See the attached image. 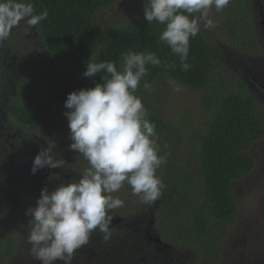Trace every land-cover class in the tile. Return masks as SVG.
Instances as JSON below:
<instances>
[{
	"label": "trees",
	"instance_id": "obj_1",
	"mask_svg": "<svg viewBox=\"0 0 264 264\" xmlns=\"http://www.w3.org/2000/svg\"><path fill=\"white\" fill-rule=\"evenodd\" d=\"M30 2L36 14L45 9L48 11L47 19L34 28L42 55L29 60L17 54V27L0 43V110L4 115L3 122L21 134L23 141L30 145H39L43 139L42 143L45 141L47 148L54 152V158L65 161L62 168L50 169L52 174L63 171L62 179L65 181L78 180L83 169L88 167L87 161L70 150V139L54 141V138L64 120L63 113L67 111L64 108L67 95L93 88L96 83H102L101 77L107 76L105 72L92 78L83 76L90 57L96 63L116 62L120 69L122 55L128 50L155 53L161 64L147 65L148 74L135 93L140 96L143 91H149L153 108H148L147 118L156 125L157 144L166 150L163 154L167 161L165 171L159 175L165 185L160 195L163 204L158 220L162 226L155 228L152 236L160 238L162 246L155 244L159 249L169 250L167 244L183 241L206 248L204 243L211 241V235L220 232L236 218L233 186L252 174L254 162L246 153L264 133V115L259 114L247 85L227 86L221 78L220 67L212 73L218 62L214 58L212 44L202 31L190 39L186 63L191 67L183 70L179 57L160 40L165 25L145 20L144 0H131L126 8L127 17L125 11L118 13L121 15L114 13L118 0ZM234 12L231 11L232 16ZM106 13L118 16L116 21L101 30L99 24ZM232 16L226 15L224 27L236 45L247 50L249 33L242 32L239 16L238 19L233 17L243 37L233 25ZM164 82L197 92L199 96L195 102L183 104L185 113L183 107L175 105L173 100L168 106H163L158 91L152 92L155 88L159 90ZM145 84L149 87L145 88ZM51 143L62 148L55 150ZM167 150L172 155H168ZM54 181L47 178L44 184L40 180V185L42 189L48 187L50 192L56 188ZM124 187L132 193L131 186L125 183ZM190 189L192 191L187 192ZM111 195L114 197L113 193ZM135 196L131 198L136 199ZM123 201V207L110 213L113 216L111 229H133L132 209H126L125 199ZM183 203L187 204L183 207L186 210L180 213L178 204ZM117 219L119 222L114 223ZM30 220L31 217L27 216L28 224ZM141 227L142 223H138L137 229ZM140 233L139 230L137 234ZM14 250V240L7 237L4 245L0 246V254L7 256ZM209 251L215 253L212 249ZM197 264L209 263L197 254Z\"/></svg>",
	"mask_w": 264,
	"mask_h": 264
},
{
	"label": "clouds",
	"instance_id": "obj_2",
	"mask_svg": "<svg viewBox=\"0 0 264 264\" xmlns=\"http://www.w3.org/2000/svg\"><path fill=\"white\" fill-rule=\"evenodd\" d=\"M230 2L144 0V18L148 23L156 21L165 25L160 40L179 57L181 68L188 70L190 39L197 36L201 26L215 28L211 10L222 12ZM47 17L46 9L36 14L30 0H0V43L21 21L32 29ZM122 61L118 69L116 62L96 63L90 57L83 76L92 78L101 72L107 76L101 77L102 83H96L93 88L67 95L64 103L67 111L63 115L70 130L69 147L83 156L88 167L78 180L61 183L51 192L44 187L36 206L27 209L25 215L31 217L30 254L39 264L58 261L72 264L76 251L89 242L94 230L105 233L107 239L113 220L111 211L124 206L123 200L111 194L125 183L144 204L157 200L165 187L156 174L167 162L166 156L159 155L156 125L148 120L142 99L135 95L148 74L147 65L159 66L161 60L153 52L128 50ZM64 165L65 161L55 159L48 148L41 149L33 160L31 174L45 167L58 169ZM52 176L59 179L55 174ZM36 179L44 184L47 178Z\"/></svg>",
	"mask_w": 264,
	"mask_h": 264
},
{
	"label": "rangeland",
	"instance_id": "obj_3",
	"mask_svg": "<svg viewBox=\"0 0 264 264\" xmlns=\"http://www.w3.org/2000/svg\"><path fill=\"white\" fill-rule=\"evenodd\" d=\"M130 1L118 0L114 13L125 11L126 16L123 13L122 15L127 17L129 13L126 8ZM255 3V0L242 2L231 0L222 12H216L213 8L211 18L216 21V27L204 29L201 26V31L207 41L212 44L215 51L214 58L218 62L217 65L214 63L212 73L219 67L222 68L221 78L227 86L245 83L248 93L255 99L258 112L262 116L264 100L249 83L253 81L264 89V33L260 34V30L251 25L252 21H258ZM230 10H235L234 16ZM115 14L106 13L103 16L102 23L99 24L101 30L109 23L116 21V16L121 15ZM229 14L232 16L233 25L237 24L233 17L238 19L239 16L242 32L247 31L248 24L245 25V22H250V42L247 50L236 45L226 31L224 21ZM236 29L243 36L237 25ZM15 42L17 54L22 57L29 60L41 57L42 52L38 46L35 29H29L24 21L17 26ZM176 89L172 83L164 82L159 90L155 88L152 93L158 91L163 106H168L173 100L175 105L183 107L185 113L183 104L195 102L199 93L185 88L179 91ZM138 97L142 99L147 111L148 108H153L148 90L143 91ZM169 115L171 118V113ZM3 118L4 115L0 110V246L4 245L7 237H11L14 240L15 250L7 256L0 254V264H39L30 254L31 245L28 242V235L31 226L27 222L25 213L36 204L40 197V180L31 174V166L36 155L41 149H47V146L45 141L44 144L42 143L43 139H40L39 145L24 142L22 135L6 125ZM69 131L68 121L64 117L55 133L54 141L69 139ZM51 147L55 150L62 148L61 145L55 144ZM158 148L159 155L165 156L163 154L166 150L160 145ZM167 151L170 153L168 155H172L169 150ZM51 154L54 155V152ZM246 155L252 158L254 170L251 175L233 186L237 216L230 225L211 235V241L204 243L206 248L193 246L192 242L185 241L167 244L166 246L170 247L169 250L156 248L154 242L148 240L146 231L152 235L155 228L162 226L158 224L161 215L160 206L163 204L161 196L154 202L144 204L137 196H135L136 199L131 198L133 193L128 192L123 186L113 194L116 198L125 199L126 209H132L133 229L109 228L110 235L107 239H105V233L98 229L94 230L89 242L76 251L72 264H197V254H200L209 264H264V133L261 139L250 147ZM38 171L50 181L57 179L56 176H52L47 167ZM164 171L163 164L157 170V176L159 177ZM55 175L59 176V179L54 181L56 187L61 183H68L66 179H62L63 171ZM189 178L192 179V177ZM190 191L192 189L187 192ZM184 205L187 204H178L180 213L186 210L183 208ZM138 223H142L143 227L137 229ZM139 230L141 233L138 235ZM209 249L215 253L210 252ZM56 264H62V262L58 261Z\"/></svg>",
	"mask_w": 264,
	"mask_h": 264
},
{
	"label": "flooded vegetation",
	"instance_id": "obj_4",
	"mask_svg": "<svg viewBox=\"0 0 264 264\" xmlns=\"http://www.w3.org/2000/svg\"><path fill=\"white\" fill-rule=\"evenodd\" d=\"M255 1H256L255 5H257L258 21H256V20L252 21L251 25L256 27V29H259L260 34H261V33H264V0H255ZM247 24H248L247 32L250 34V30H251L250 22L246 21L245 25H247ZM251 85H252V87L257 89L260 96H262V97L264 96V89L262 88L261 85L259 86L257 84H254L253 81L251 82ZM40 188L42 189L41 185H40ZM146 233H148V231H146Z\"/></svg>",
	"mask_w": 264,
	"mask_h": 264
},
{
	"label": "water",
	"instance_id": "obj_5",
	"mask_svg": "<svg viewBox=\"0 0 264 264\" xmlns=\"http://www.w3.org/2000/svg\"><path fill=\"white\" fill-rule=\"evenodd\" d=\"M35 177H39V178H41V179H43V180H45V177L43 176V175H41L40 173H39V171H37V173L34 175ZM119 222V219H117L114 223H118ZM147 237H148V240H152L153 242H154V244H160L161 246H162V244H161V242L159 241V239H157L156 237H153L150 233H147ZM165 247V246H164Z\"/></svg>",
	"mask_w": 264,
	"mask_h": 264
}]
</instances>
